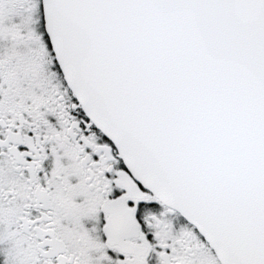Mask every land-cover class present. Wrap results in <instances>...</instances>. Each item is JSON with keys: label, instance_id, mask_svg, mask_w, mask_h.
<instances>
[{"label": "snow or ice", "instance_id": "obj_1", "mask_svg": "<svg viewBox=\"0 0 264 264\" xmlns=\"http://www.w3.org/2000/svg\"><path fill=\"white\" fill-rule=\"evenodd\" d=\"M0 264H264V0H0Z\"/></svg>", "mask_w": 264, "mask_h": 264}]
</instances>
